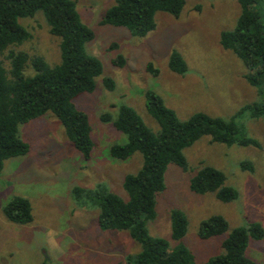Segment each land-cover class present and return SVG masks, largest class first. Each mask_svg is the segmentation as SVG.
Masks as SVG:
<instances>
[{"label":"rangeland","instance_id":"rangeland-1","mask_svg":"<svg viewBox=\"0 0 264 264\" xmlns=\"http://www.w3.org/2000/svg\"><path fill=\"white\" fill-rule=\"evenodd\" d=\"M73 1L81 20L94 31L93 39L85 44L86 51L102 62L94 90L74 99L76 107L89 115L94 147L90 158L85 159L51 112L20 125V136L30 149L27 154L7 159L0 173V264H132L126 256L138 252L139 244L127 231L100 229L96 223L98 209L72 193L75 186L91 189L106 183L126 198L123 177L141 166L139 152L126 160L110 156V146L127 138L111 121L100 119L103 113L115 118L120 104L129 105L156 131L157 123L145 106L147 90L159 94L180 119L199 111L229 117L242 105L264 99V89L247 82L248 69L219 42L220 32L236 24L240 14L237 0H186L177 17L157 12L155 29L141 37L125 27L99 23L115 0ZM257 9L264 20V0H257ZM18 21L31 34L20 48L50 64L59 62V38L49 33L43 13L36 11ZM173 50L187 64L183 74L168 66ZM119 54L124 58L122 66L113 62ZM148 63L157 70L155 74L148 70ZM25 73L34 72L27 68ZM104 76L115 81L114 89L104 86ZM236 121L242 127L237 136L254 138L260 147L211 142L207 135L199 138L184 149L186 170L169 164L165 189L157 198V215L147 223L151 235L170 240L169 210L181 209L188 221L181 242L192 250L198 264L221 252V241L232 228L257 222L264 230V118L246 111ZM242 161H249L252 168L241 167ZM201 165L223 171L225 184L237 191L236 199L222 202L213 192L191 191L189 179ZM14 195L29 200L31 222L17 224L3 215V205ZM212 214L226 218L228 231L201 239L200 222ZM245 254L256 264H264V235L259 240L249 238Z\"/></svg>","mask_w":264,"mask_h":264},{"label":"trees","instance_id":"trees-1","mask_svg":"<svg viewBox=\"0 0 264 264\" xmlns=\"http://www.w3.org/2000/svg\"><path fill=\"white\" fill-rule=\"evenodd\" d=\"M240 14L233 29L222 30L220 45L232 51L248 69L247 82L264 89V20L257 9V0H237ZM186 0H115L108 7L100 24L125 27L134 36H145L156 27L155 14L159 11L179 16ZM41 11L49 33L58 37L59 62L48 63L40 55H30L20 46L31 34L18 19L32 17ZM94 37L73 0H0V173L7 159L29 152V144L21 138L20 125L51 112L63 125L66 136L85 159L92 154L89 115L76 107L74 99L95 88V78L102 74V62L86 51L85 44ZM112 44V47H115ZM7 62V64H5ZM124 64L121 54L113 60ZM169 68L183 74L187 64L183 56L173 50ZM30 68L34 73L27 74ZM153 74L157 72L148 63ZM104 86L112 90L115 81L110 76L102 78ZM147 112L157 123L153 131L133 107L120 104L117 116L108 112L100 119L126 135V142L114 143L110 156L126 160L135 152L142 156V163L135 173L125 174L122 187L126 198L113 192L106 183L85 189L75 186L72 193L78 199L89 200L98 209L96 223L102 230H124L135 240L140 249L126 259L132 264H198L192 250L181 242L187 231L186 214L178 208L169 210L170 240L149 233L147 223L154 220L158 195L165 189V174L169 164L186 170L188 162L184 149L202 136L211 142L231 145H254L259 142L238 133L242 127L236 118L244 112L264 118V99L242 105L229 117L194 112L180 119L175 111L165 105L162 97L152 90L145 92ZM241 167L251 169L249 161ZM226 176L211 165H201L189 179V189L197 194L215 193L218 200L229 202L237 191L225 184ZM3 215L11 222L26 224L32 221L29 200L20 195L12 196L2 207ZM229 225L221 214H212L202 220L198 237L207 239L228 231ZM264 230L257 222L232 228L221 241V252L210 256L205 264H256L246 256L249 238L259 240Z\"/></svg>","mask_w":264,"mask_h":264}]
</instances>
